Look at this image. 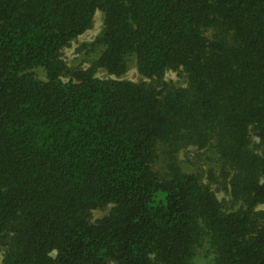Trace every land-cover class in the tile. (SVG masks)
Instances as JSON below:
<instances>
[{
    "label": "trees",
    "instance_id": "16d2710c",
    "mask_svg": "<svg viewBox=\"0 0 264 264\" xmlns=\"http://www.w3.org/2000/svg\"><path fill=\"white\" fill-rule=\"evenodd\" d=\"M97 10V58L69 70L62 49ZM132 64L143 79H120ZM187 149L206 167L183 166ZM0 250L264 264V0H0Z\"/></svg>",
    "mask_w": 264,
    "mask_h": 264
},
{
    "label": "rangeland",
    "instance_id": "374dc122",
    "mask_svg": "<svg viewBox=\"0 0 264 264\" xmlns=\"http://www.w3.org/2000/svg\"><path fill=\"white\" fill-rule=\"evenodd\" d=\"M103 26V13L97 10L93 17L92 26L87 29L83 34L72 40L69 45L62 49V59L66 63L69 70L87 69L90 66V61L97 58V52L90 46L95 40L98 34L101 32ZM34 75L40 79H46V72L42 67H36L31 70ZM94 76L99 78H116L115 75L108 73L104 69H99L94 73ZM62 79H73L70 73H66L62 76ZM120 79H127L130 81H139L142 76L138 73L134 64L120 77ZM165 80L178 81L179 77L176 72L168 71L164 75ZM179 157L182 160V165L188 169L197 171L198 169L205 168L206 165L202 160L201 152H196L193 149H187L179 153ZM200 159V160H199ZM157 170L161 167L156 165ZM216 195L219 199L225 197L223 192L217 191ZM113 205L109 204L102 208H95L91 210L89 221L95 223L104 216L108 215ZM3 254L0 250V264H2Z\"/></svg>",
    "mask_w": 264,
    "mask_h": 264
}]
</instances>
